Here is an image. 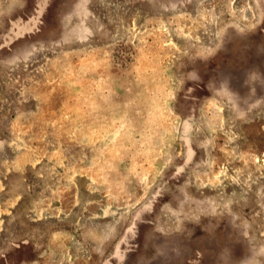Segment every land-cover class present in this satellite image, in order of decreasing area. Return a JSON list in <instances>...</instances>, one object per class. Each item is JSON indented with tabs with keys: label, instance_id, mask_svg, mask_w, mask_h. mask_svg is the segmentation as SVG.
I'll return each instance as SVG.
<instances>
[{
	"label": "rangeland",
	"instance_id": "obj_1",
	"mask_svg": "<svg viewBox=\"0 0 264 264\" xmlns=\"http://www.w3.org/2000/svg\"><path fill=\"white\" fill-rule=\"evenodd\" d=\"M0 264H264V0H0Z\"/></svg>",
	"mask_w": 264,
	"mask_h": 264
}]
</instances>
